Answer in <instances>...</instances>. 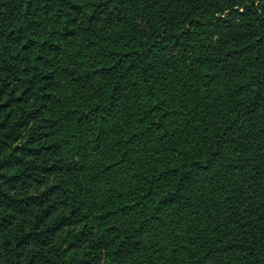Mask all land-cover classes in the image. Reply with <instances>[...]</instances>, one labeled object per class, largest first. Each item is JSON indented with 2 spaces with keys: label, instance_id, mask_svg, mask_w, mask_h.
I'll use <instances>...</instances> for the list:
<instances>
[{
  "label": "trees",
  "instance_id": "trees-1",
  "mask_svg": "<svg viewBox=\"0 0 264 264\" xmlns=\"http://www.w3.org/2000/svg\"><path fill=\"white\" fill-rule=\"evenodd\" d=\"M0 264H264V0H0Z\"/></svg>",
  "mask_w": 264,
  "mask_h": 264
}]
</instances>
